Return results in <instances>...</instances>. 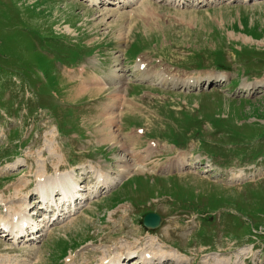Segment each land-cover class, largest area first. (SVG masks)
Wrapping results in <instances>:
<instances>
[{
	"label": "rangeland",
	"instance_id": "rangeland-1",
	"mask_svg": "<svg viewBox=\"0 0 264 264\" xmlns=\"http://www.w3.org/2000/svg\"><path fill=\"white\" fill-rule=\"evenodd\" d=\"M104 3L0 0V220L29 210L42 227L38 202L57 175H74L77 198L101 173L119 182L36 242L0 228V263L144 252L164 264H264V0ZM161 72L226 80L189 91L160 85ZM148 212L157 229L142 227Z\"/></svg>",
	"mask_w": 264,
	"mask_h": 264
},
{
	"label": "bare ground",
	"instance_id": "bare-ground-1",
	"mask_svg": "<svg viewBox=\"0 0 264 264\" xmlns=\"http://www.w3.org/2000/svg\"><path fill=\"white\" fill-rule=\"evenodd\" d=\"M234 1V0H233ZM245 0H242V2H244ZM94 2L96 3V1L94 0ZM134 2V0H118L117 3H116V6H117V9H120L118 7V5L121 6V8L123 7H126L130 4H132ZM147 2V1H146ZM178 2V3H177ZM191 2V1H190ZM193 4L189 5L187 4V1L186 0H172V4L175 5V6H180V5H183L185 4V7H190V6H194L195 4H199L201 3L200 0H192ZM209 2V1H207ZM170 3V2H168ZM145 4V3H144ZM171 4V3H170ZM114 5V4H113ZM140 6H142V12L144 13L145 10H147V8L149 7V4H145L143 5L142 2L140 4ZM150 8V7H149ZM141 11V10H140ZM144 65L142 63V61L139 59L138 62H137V65H136V71L138 73H140V79L141 80H148L149 79V74L146 72V70L143 69ZM84 70V69H83ZM83 70H79V72L83 73ZM145 72L147 74H145ZM167 73V72H166ZM166 73H160V74H156L155 73V76L157 77V80H158V83L160 85H168V86H172L173 88L177 87H193V86H198L199 83L201 82H204L205 80H212V81H215V82H223L226 80L225 78V75H221V76H215V78L213 79V77L211 76L210 78H207V79H199V80H194V79H190V78H185V79H180V80H177L175 78H172V77H168ZM77 79V78H76ZM121 80L119 79L118 82H120ZM123 90V89H122ZM122 90H118L116 91V95H119V101L121 102V92ZM247 90H250L247 89ZM122 100H125V97L123 96L122 97ZM125 101H123L121 103V106H125ZM127 104V103H126ZM113 121V120H112ZM110 123V122H109ZM103 129V127H102ZM101 129V130H102ZM100 133V132H99ZM149 146V145H148ZM151 147V145L149 146V148ZM148 149V148H147ZM177 163L175 164H171L169 165L167 168L168 170H171L173 169L174 167H172L173 165L176 166ZM181 165H184V164H179L177 165L178 167L176 169H180ZM186 167V166H185ZM68 173V172H67ZM96 173H101V172H95V176H96ZM103 175H105L104 173H101ZM97 175L96 178V182H95V187L96 189L95 190H100V189H104V188H110L112 186H114L117 182H118V178H114V179H107L106 177H104L103 175ZM66 177V178H65ZM65 179H61L62 176L61 175H57L53 182L51 184H53V190L55 191H60V194L62 195V199H70V200H75L77 198V196H79V187H78V182L76 180V178L74 177V175L72 173H68L67 175H65ZM93 187V186H92ZM39 191L38 193H40L42 196L44 195H47V192L44 190H42V187H39L38 188ZM90 190V189H89ZM95 190H92L88 193V190L86 191L88 193L87 197H92V195L94 194ZM51 192H53L52 190L50 191V194ZM81 193V192H80ZM85 193V192H84ZM39 194V195H40ZM83 194V193H82ZM96 194V192H95ZM40 195V196H41ZM60 196V195H59ZM86 197V198H87ZM43 200H48V199H44L43 197H41ZM85 197H78L77 199H80V200H84L86 199ZM76 199V200H77ZM74 209V207H73ZM25 213V211H24ZM24 213H21V212H17V211H13L12 214H11V219L10 220H7V221H3L2 220V226L4 228H6L10 233H13L14 236H16L17 234H22L24 233V226L25 225H30L33 229L35 228V226H37L36 224L35 225H31L30 221H31V218L28 216V215H24ZM134 254V253H133ZM131 254V255H133ZM137 256L138 258V262L142 263V264H150L151 262H155V261H163L165 259H163L162 257L160 258H151V257H147L146 254H141V253H137ZM172 257H176V258H180L176 255H171ZM170 256V257H171ZM127 257V256H126ZM125 257V258H126ZM134 257V256H133ZM131 258V257H129ZM129 258H126V259H129ZM116 259V258H115ZM113 259L114 261H112L111 263H106V264H121V261L119 259ZM157 259V260H156ZM168 260H170V258L167 257ZM172 259V258H171ZM1 262V261H0ZM1 264V263H0ZM5 264V263H4Z\"/></svg>",
	"mask_w": 264,
	"mask_h": 264
},
{
	"label": "water",
	"instance_id": "water-1",
	"mask_svg": "<svg viewBox=\"0 0 264 264\" xmlns=\"http://www.w3.org/2000/svg\"><path fill=\"white\" fill-rule=\"evenodd\" d=\"M161 218L154 213H148L142 218V225L147 229H153L159 226Z\"/></svg>",
	"mask_w": 264,
	"mask_h": 264
}]
</instances>
